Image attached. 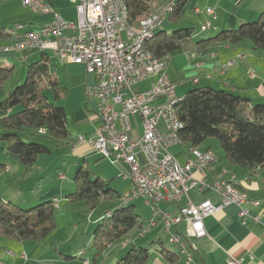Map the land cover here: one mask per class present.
Here are the masks:
<instances>
[{"label": "crops", "instance_id": "crops-1", "mask_svg": "<svg viewBox=\"0 0 264 264\" xmlns=\"http://www.w3.org/2000/svg\"><path fill=\"white\" fill-rule=\"evenodd\" d=\"M44 2L50 5L53 11L64 20L76 22L75 6L69 0H44ZM209 5L213 6L216 14L215 19L207 16L203 11ZM263 8L264 0H189L186 6L189 12L186 14V10L182 17L186 18V22L193 18L197 19L199 26L204 21H208L210 23L208 29L212 31L209 36H212L219 31L234 29L244 22L254 20ZM50 18V14L41 15L31 12L22 5L21 0H0V27L6 30L15 24L14 28L6 31L11 39L4 42L6 44H10L13 41L10 30H14L15 33L17 23L22 24L23 28L21 31H33L41 24L49 21ZM165 24L166 20L163 21L162 25ZM7 25L8 27H6ZM202 32H206V30ZM45 54L48 58L47 63L52 75L62 84L66 92L65 97L58 104L65 109L68 135L60 141L46 138L50 141V145H46L50 152L44 154L46 156H41L43 154L39 155L33 166L26 173H24L16 156L7 152L10 155V159H6L13 161L19 169L18 172L20 174H15L14 177L20 178V182H23L25 174L32 169L35 170L34 168L39 167V165L42 168L39 167L40 170L36 172H38L42 181H44L46 176L52 177V170L56 169L59 164L65 165L64 170L66 173H60L54 179L48 181L43 194L35 196L33 201H31L32 203L28 204L32 205L35 202L57 199L59 202L55 208L62 210L64 203H70L66 195L74 191L75 188L73 176L71 178L68 174H71V171L74 172L80 166L91 168L98 177L108 182L124 198V195H127L132 188L128 167L122 162L114 161L112 155L104 157L88 143H77L79 135L92 136L95 128L101 123L98 114V100L94 97L86 96L84 91L86 84L95 83V76L87 73L85 67L81 64H73L66 59H60L51 51H46ZM41 55L39 50H29L9 55L0 54V58L4 56L13 57L28 64L41 58ZM167 72L171 80L176 84L178 96H183L187 91L197 86H209L239 94L248 98L251 103L264 104V48L254 49L246 42L241 41L235 45L216 43L203 49L191 48L177 52L170 56ZM252 73L254 76L251 75ZM195 79H197L196 83L193 81ZM153 80L154 78H149L141 81L135 85V88L137 90H146L150 87V83ZM6 95L7 91L4 93L0 91V100ZM162 100L158 99L155 103L159 104ZM5 114L7 112L0 110V117ZM158 129L162 132L165 131L162 120L158 121ZM141 134L140 119L135 117L129 136L138 140ZM196 148L202 151L211 149L216 154V160L206 169V180L208 183L221 179L227 180L236 190L246 193L251 199L258 201V208L253 210L254 213L264 212V165L260 167H239L233 165L225 158L219 145H214L208 139ZM1 150L3 151V147H1ZM53 150L58 151V153L53 154ZM170 152L181 165H184L192 157L191 148L182 142L173 145L170 148ZM6 164V170L11 171L13 168L12 163ZM191 176L199 178L200 173L192 170ZM1 197L4 199L2 194ZM206 199L214 204L219 202V196L213 190L193 188L179 202L165 200L159 203V207L174 214L177 213L179 207L186 205L188 202L198 204ZM136 202L141 206V209L146 210L144 217L139 215L141 212H137L140 221L145 226L146 220L151 215V208L146 205L143 198H135L127 204L121 203L122 205L134 206L135 204L136 206ZM72 208L73 206H69V210L67 206L64 211H61L67 228L66 233L62 235L57 232L56 229L58 227H56L49 233L47 238L39 242H19L0 236V263L68 264L69 262H66L67 260L70 261L68 255L78 254V256H84L85 252L82 245L90 240V235L87 232L91 222H87L85 227L82 222L80 224L74 222ZM93 219L94 215L89 218L92 221ZM203 223L206 235L200 238L188 239L189 249L193 258L192 264H227L228 257L242 259V264H264V218H262L261 222H253L248 219L245 224H241L238 208L234 205H229L206 217ZM139 229L135 231V237L134 235L128 236L125 241V247L142 245L140 240L146 235L152 238L149 242H160L161 235L166 234L162 230L161 222H158L143 238H139ZM184 230V222L172 229V231L180 235L184 234ZM50 235H52L51 239L48 240ZM82 240L83 243L80 245ZM122 245L124 246L125 243ZM146 247L148 248L149 246ZM159 250H156V255L150 258L148 264H183V256L178 253L176 247L175 251L168 250L177 254L176 259L174 257L171 258L172 260L174 259L173 262L166 261ZM179 255L182 260H179ZM65 256L69 258H65ZM85 261H88V259L84 257L80 264H85ZM69 264H73V262Z\"/></svg>", "mask_w": 264, "mask_h": 264}, {"label": "trees", "instance_id": "trees-1", "mask_svg": "<svg viewBox=\"0 0 264 264\" xmlns=\"http://www.w3.org/2000/svg\"><path fill=\"white\" fill-rule=\"evenodd\" d=\"M123 1L129 22L136 23L154 13L167 0ZM188 1L176 0L168 15L169 21L175 23L184 15ZM192 34V27L176 28L169 33L158 28L144 47L156 56H171L191 48L203 49L216 43L235 45L247 39L254 49H262L264 8L256 21L244 22L234 29L222 30L206 38H195ZM8 39L9 34L0 28V44H6L4 42ZM45 52L41 51V58L26 65L24 80L16 82L0 100V110L7 112L0 117V141L5 144L8 153L19 159L24 173L33 166L39 155L50 152L45 144L34 141V136L60 141L68 135L65 109L58 104L66 92L52 75ZM14 74V65L0 64V88ZM175 111L182 123L177 136L189 148L199 147L207 139H214L231 164L239 167L264 165L263 103H251L248 98L233 92L197 86L181 97ZM23 133L25 137H22ZM6 166V163L0 162V177ZM73 182L75 188L66 195L67 200L70 203L83 202L89 210H98V220L102 218L94 228L90 245L94 253L87 261V264H96L109 248L123 246V243L126 246V237L132 230L142 227L143 223L133 206L122 205V196L91 168L78 167L74 171ZM55 207L52 200H44L29 208H22L11 201H3L0 194V236L19 242L45 239L56 228ZM159 251L168 262L174 261L172 257L177 258L174 252L163 248ZM78 258L84 260L82 255ZM149 261L146 246L131 245L112 264H148Z\"/></svg>", "mask_w": 264, "mask_h": 264}, {"label": "built area", "instance_id": "built-area-1", "mask_svg": "<svg viewBox=\"0 0 264 264\" xmlns=\"http://www.w3.org/2000/svg\"><path fill=\"white\" fill-rule=\"evenodd\" d=\"M69 1L75 6L76 22L64 20L44 0H21L31 12L50 14L51 18L33 31H21L23 26L17 23L16 39L21 40V47L0 53L51 51L60 59L83 65L87 73L95 76V83L86 84L84 91L86 96L98 100L101 123L92 136L79 135L77 143H88L104 157L112 155L114 161L128 167L132 188L121 202L141 197L151 208L147 229L139 237H144L161 222L168 241L184 255V264H192L188 239L206 235L203 223L206 217L234 205L238 208L241 224L248 219L261 222L264 212H253L258 208V201L246 193L237 194L236 188L227 180L207 182L206 169L216 160L213 150L190 152L192 157L184 165L179 164L170 152L173 145L180 143L172 139L171 128L175 124L167 116V103L177 94L176 84H172L167 72L170 56H156L152 52L150 56H139L136 52V42L142 40L143 33L162 25L163 13L156 22L145 24L142 30H134L124 23L120 11H115L113 0ZM203 11L216 18L212 5ZM209 26L210 23L204 21L201 31ZM33 33H41L38 47H31ZM138 59H145L146 67H139ZM153 60H163V70H154ZM157 71H164V80H157ZM149 78L154 80L148 89L135 88L137 83ZM193 81L196 83L197 79ZM158 99L163 100L156 104ZM135 117L140 119L142 127L138 140L129 136ZM159 120L164 122V132L158 129ZM192 170L199 172L200 177H192ZM193 188L213 190L219 196V202L214 204L207 199L198 204L188 202L174 214L159 207L165 200L179 202ZM52 202L53 206H58L57 199ZM182 222L185 223L183 235L172 231ZM227 264H242V259L228 257Z\"/></svg>", "mask_w": 264, "mask_h": 264}, {"label": "rangeland", "instance_id": "rangeland-1", "mask_svg": "<svg viewBox=\"0 0 264 264\" xmlns=\"http://www.w3.org/2000/svg\"><path fill=\"white\" fill-rule=\"evenodd\" d=\"M159 4L160 3H158L157 6ZM19 7H20V5H19ZM187 12H189V11L187 10L186 14H188ZM168 15L166 17V24L162 25L159 28V30H165L166 32L169 33V32H172L176 28L192 27L193 28V34L192 35L195 38H206L212 34V31L209 29L206 30V32L200 31V26H199L198 20L195 18L191 19L189 22H186L185 21L186 18L181 17L177 22L173 23V22L169 21ZM258 16H259V14L256 16V18L254 20H251V21H256ZM251 21H249V22H251ZM14 26H15V24L12 27H8V25H7L6 27H8V28L6 29V31H8L10 28H14ZM16 31H18V30H16ZM122 37H124V34H122ZM242 42H246V44L251 45L250 41L247 39L243 40ZM0 64L1 65H14V71H15L14 77L11 80H8L4 84V86L2 88H0V91H2L4 93L7 90H9L10 87H12L16 82H18L20 80L22 82L24 80L27 63L23 62L20 59H15L13 57L4 56L3 58H0ZM48 95L50 96V93H48ZM25 132H26V130H25ZM25 136H26V134L23 133L22 137H25ZM33 139H34V141L41 142L45 145H48V144L50 145V143H49L50 141L48 139H46L45 137L34 136ZM208 141H210L214 145L218 146V143L216 140L208 139ZM1 147H3V151L1 150ZM51 149H53V148H51ZM52 153L57 154L58 151L53 150ZM41 156H46V155L43 154ZM6 158L10 159V155H8V153L6 151L5 144L2 141H0V162L5 163L7 161L6 163H9V164L12 163V165H13V168L11 171L5 170L1 174V177H0V193L4 197L3 201H5V202L11 201L12 203L17 204L22 208H29L31 206H34V205L40 203V202H38V203L35 202L32 205L28 204V203H32L31 201H33V198L35 196L43 194V191L46 190V184L48 181H51L60 173H64V174L66 173V171L64 170L65 165L59 164L56 167V169L52 170L53 171V174L51 175L52 177L46 176V177H44V181H42V180H40V178H41L40 175L38 174V172H36V171L40 170V168H42L41 165H39L40 168L37 167V168H34L35 170H33V169L30 170L27 174L24 175L23 182H20V180H21L20 178L14 177L15 174L16 175L20 174L18 172L19 169L17 168V166H15L13 161H10ZM73 173L74 172L71 171V174H68L69 177L72 178ZM21 174H23V173H21ZM40 181H42V182H40ZM136 203H137L136 206H135V204L133 206L134 211L136 213L141 212V213H139V215L144 217L146 210L141 209V206H139L138 202H136ZM62 206H63L62 207L63 211H64V209L67 208V206H68V209H69V206H73V208L71 210L73 211V218L75 219L74 222H77L78 224H80L82 222V224H85L84 227L86 226L87 222H89V223L91 222L89 230L87 232L88 235H90V240L88 241V243L84 242L85 244L83 243V240H82V242H80V245H82V243H83L82 248L84 249V252H85L83 257L90 260L92 258V254L94 253V250L92 248H90V245L92 242V237H93V231H94L96 224L100 223L102 220V218H101V220H98V218H97L96 213H98V210H94V213H93V211L89 210L83 202L64 203V205H62ZM62 210L60 208L55 209V222H56V227H58L56 230L61 235L66 233V230H67L66 224L63 221V217H62L63 213L61 214ZM95 211H96V213H95ZM93 215H94L93 221L89 220V218L93 217ZM72 223H73V221H72ZM136 230L137 229L132 230L128 236L134 235V237H135V231ZM51 236L52 235H50L48 237V240L51 239ZM128 236L126 237V239H128ZM86 239H87V236H86ZM151 239L152 238L149 235H146L143 239L140 240V243H142V245L149 246L147 249H148V255L150 258H153L156 255V250H158L160 248L175 251L174 245L171 244L170 242H168V236L166 234L161 235L159 243L158 242H152V243L149 242ZM129 248H130V245L128 247L121 246V245L114 247L111 250H108L104 254H102V256L97 259L96 264H112L115 262L116 259L121 258ZM68 256L70 257V259H69L70 261H68V260L66 261V259H65L66 262H69V263L73 262V264H80L81 258H78V254H76V255L70 254ZM115 256H116V258H114ZM178 258H179V260H182V257L180 255ZM74 262H76V263H74ZM91 264H93V263H91Z\"/></svg>", "mask_w": 264, "mask_h": 264}, {"label": "bare ground", "instance_id": "bare-ground-1", "mask_svg": "<svg viewBox=\"0 0 264 264\" xmlns=\"http://www.w3.org/2000/svg\"><path fill=\"white\" fill-rule=\"evenodd\" d=\"M115 3V11H120V14L123 17L124 23L134 30H142L143 27H145V24L156 22L159 18V16L163 13V21L166 20L167 15L170 13L172 8L175 5L176 0H167L162 6H160L154 13H151L141 19H139L136 23H130L128 20V13L127 9L125 7V3L123 0H113ZM161 25L154 27L152 30H150L147 33H143L142 40L136 42V52L139 53V56H150L151 52L147 50L144 45L145 42L151 38L153 33L160 28ZM10 34L13 37V41L10 44H0V51H13L17 47H21V40L16 39V32L14 33V30H10ZM38 40H41V33H33V40H31V47H38ZM54 55L57 57L56 53ZM138 66L139 67H146V60L145 59H138ZM153 68L154 70H163V60H153ZM157 80H164V71H157ZM172 84L174 82L172 81ZM182 96H178L177 94L173 96V98H170L167 103V116L171 120L172 123L175 125L171 128V135L173 141L180 142L179 138L177 136V132L179 129L182 128V123L179 121L176 111H175V105L176 103L181 99ZM192 153H206V150H199L196 147L191 148ZM237 194H244L236 190ZM130 201L123 202V204H127ZM147 222L145 226L141 227L139 229L138 235L140 236L143 234V231L147 229L149 219L146 220ZM178 253L183 256V264H184V255L180 250H178Z\"/></svg>", "mask_w": 264, "mask_h": 264}]
</instances>
